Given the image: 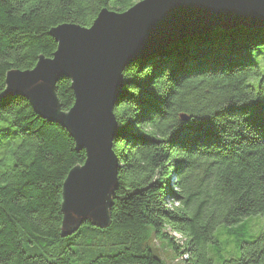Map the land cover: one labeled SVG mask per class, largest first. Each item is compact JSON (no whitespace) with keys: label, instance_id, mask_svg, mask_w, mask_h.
Instances as JSON below:
<instances>
[{"label":"trees","instance_id":"trees-1","mask_svg":"<svg viewBox=\"0 0 264 264\" xmlns=\"http://www.w3.org/2000/svg\"><path fill=\"white\" fill-rule=\"evenodd\" d=\"M139 1L0 0V95L9 71L52 57L53 27H90L102 9ZM71 85L56 86L63 111ZM114 114L111 223L64 236L63 184L86 152L24 97L0 101V263L164 264L155 238L186 264H264V231L236 240L237 257L215 236L239 237L264 216V27L214 28L129 64Z\"/></svg>","mask_w":264,"mask_h":264},{"label":"water","instance_id":"water-1","mask_svg":"<svg viewBox=\"0 0 264 264\" xmlns=\"http://www.w3.org/2000/svg\"><path fill=\"white\" fill-rule=\"evenodd\" d=\"M237 26L264 27V0H141L124 12L102 9L90 27H53L50 34L58 46L52 57H40L33 69L7 73L0 101L24 97L44 119L67 129L78 150L86 152L85 162L63 184L64 236L86 221L98 227L111 223L119 186L114 109L126 67L179 39ZM64 77L71 79L75 95L68 111L62 110L56 92Z\"/></svg>","mask_w":264,"mask_h":264},{"label":"rangeland","instance_id":"rangeland-1","mask_svg":"<svg viewBox=\"0 0 264 264\" xmlns=\"http://www.w3.org/2000/svg\"><path fill=\"white\" fill-rule=\"evenodd\" d=\"M246 219H243L244 222ZM241 224V223H240ZM249 227L245 229L239 237H229L227 235L220 236V232L222 231V227L218 228L215 232V236L219 238L222 247L226 250L228 256L237 257L239 256V252L236 250L235 241L238 242H249L253 238L258 237L264 231V216H259L253 218L250 222H248L247 226ZM170 235L174 236L178 243L183 244L185 242V238L176 232H170ZM151 246L154 252L162 258L164 264H186L182 259H176L175 255L171 251L170 247L165 245L163 242L158 241L157 239H153L151 242Z\"/></svg>","mask_w":264,"mask_h":264}]
</instances>
